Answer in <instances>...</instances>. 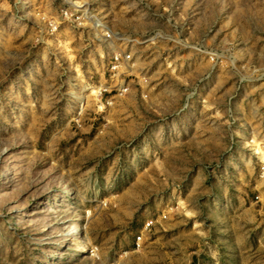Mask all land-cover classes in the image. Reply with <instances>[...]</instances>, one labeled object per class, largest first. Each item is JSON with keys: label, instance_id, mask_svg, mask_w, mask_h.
I'll return each instance as SVG.
<instances>
[{"label": "rangeland", "instance_id": "1", "mask_svg": "<svg viewBox=\"0 0 264 264\" xmlns=\"http://www.w3.org/2000/svg\"><path fill=\"white\" fill-rule=\"evenodd\" d=\"M0 264H264V0H0Z\"/></svg>", "mask_w": 264, "mask_h": 264}, {"label": "crops", "instance_id": "2", "mask_svg": "<svg viewBox=\"0 0 264 264\" xmlns=\"http://www.w3.org/2000/svg\"><path fill=\"white\" fill-rule=\"evenodd\" d=\"M206 180L207 181L205 182L206 184L204 186L209 190V192L210 191H212V192L215 191L216 192L215 193L216 197H219L221 200H226L225 199L226 196L221 191V188L217 187V184L216 185L212 184V180L210 178L207 177ZM250 182H252V180ZM251 185H253V184H251ZM253 187L250 186L249 190L246 189V191H248V193H246V195H241V194L236 195V199L237 200L243 198V200H245L246 204L248 205L247 207L251 208V209H253L255 201H256V198H257V196L255 195V192L253 191ZM161 220H163L162 216L160 217V219H158V220L156 219V222H155V225H154L155 228L158 225L157 223H159ZM158 232H159V228L157 227L155 232H154V234H157Z\"/></svg>", "mask_w": 264, "mask_h": 264}, {"label": "built area", "instance_id": "3", "mask_svg": "<svg viewBox=\"0 0 264 264\" xmlns=\"http://www.w3.org/2000/svg\"><path fill=\"white\" fill-rule=\"evenodd\" d=\"M112 71L116 72L119 70L120 67H122L121 65L126 63V62H130L132 59V55L131 54H122V53H113L112 54ZM130 90V87H126L123 85V87L120 89V94H123L125 92H128ZM108 104H111V102H108ZM165 218L167 217L166 215L164 216ZM155 225V220H150L146 223V227L145 230L149 231L151 230V227H153ZM143 239V236H138L137 238V246L141 247V240Z\"/></svg>", "mask_w": 264, "mask_h": 264}, {"label": "bare ground", "instance_id": "4", "mask_svg": "<svg viewBox=\"0 0 264 264\" xmlns=\"http://www.w3.org/2000/svg\"><path fill=\"white\" fill-rule=\"evenodd\" d=\"M257 153L262 154L263 152L257 151Z\"/></svg>", "mask_w": 264, "mask_h": 264}]
</instances>
